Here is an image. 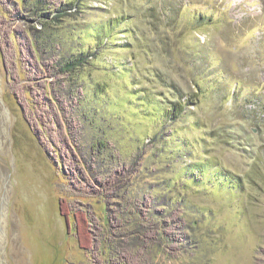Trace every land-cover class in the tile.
Listing matches in <instances>:
<instances>
[{
	"label": "rangeland",
	"instance_id": "1",
	"mask_svg": "<svg viewBox=\"0 0 264 264\" xmlns=\"http://www.w3.org/2000/svg\"><path fill=\"white\" fill-rule=\"evenodd\" d=\"M0 264H264V0H0Z\"/></svg>",
	"mask_w": 264,
	"mask_h": 264
},
{
	"label": "trees",
	"instance_id": "2",
	"mask_svg": "<svg viewBox=\"0 0 264 264\" xmlns=\"http://www.w3.org/2000/svg\"><path fill=\"white\" fill-rule=\"evenodd\" d=\"M62 10H60L59 12H61ZM63 13V12H62ZM47 15H49L48 13H46V16ZM88 52V51H87ZM86 52V53H87ZM84 53H83V51H81V53H80V55L79 56H77V58L76 59H68L67 61H66V65H65V67H68V68H74V67H76L78 64H83V62L86 60L85 58H84V56L86 55H83ZM86 62V61H85Z\"/></svg>",
	"mask_w": 264,
	"mask_h": 264
}]
</instances>
